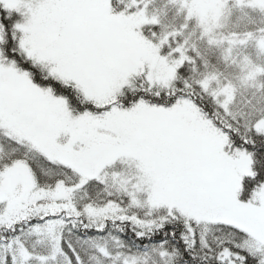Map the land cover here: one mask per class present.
Returning a JSON list of instances; mask_svg holds the SVG:
<instances>
[{"label":"snow or ice","instance_id":"1","mask_svg":"<svg viewBox=\"0 0 264 264\" xmlns=\"http://www.w3.org/2000/svg\"><path fill=\"white\" fill-rule=\"evenodd\" d=\"M0 264H264V0H0Z\"/></svg>","mask_w":264,"mask_h":264}]
</instances>
